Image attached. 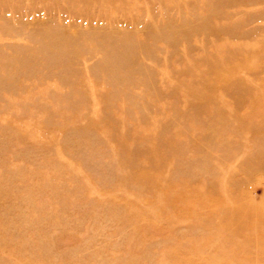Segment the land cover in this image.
<instances>
[{"label":"rangeland","instance_id":"obj_1","mask_svg":"<svg viewBox=\"0 0 264 264\" xmlns=\"http://www.w3.org/2000/svg\"><path fill=\"white\" fill-rule=\"evenodd\" d=\"M0 264H264V0H0Z\"/></svg>","mask_w":264,"mask_h":264}]
</instances>
